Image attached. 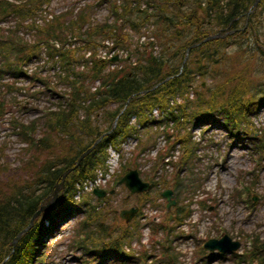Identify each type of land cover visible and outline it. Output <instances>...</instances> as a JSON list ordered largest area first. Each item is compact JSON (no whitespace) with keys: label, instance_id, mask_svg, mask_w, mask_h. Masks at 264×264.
<instances>
[{"label":"trees","instance_id":"1","mask_svg":"<svg viewBox=\"0 0 264 264\" xmlns=\"http://www.w3.org/2000/svg\"><path fill=\"white\" fill-rule=\"evenodd\" d=\"M44 1L25 0L16 4L0 0V20L11 14L20 19L27 17ZM132 1L124 0L120 11L116 4L112 5V22H90L88 15L92 7L88 6L70 25L89 22L83 41L85 47L94 49L106 36H115L117 42L124 43L128 37L126 26L137 31L144 24L151 23L160 47L158 54L153 55L151 50L137 51L135 64L126 59L121 68L113 70H107V60L95 59L92 66L71 81L73 89L67 100L64 99V105L58 104L56 110H45L43 116L27 124L12 121V133L27 144L21 151L25 150L28 156H22L16 167L22 176L11 174L9 177L7 165L0 166V264L48 263L45 255L48 238L58 231L61 223L82 213L86 215L72 239L78 249L93 255L92 259H84L82 264H103L111 259L119 264L132 263L133 255L127 254L122 246L127 238L134 236V231L123 222L109 229V225L98 221L97 215L101 211H97L88 200L74 201L75 183L92 177L95 168L104 163L107 145L122 140L131 132L128 122L132 115L141 120L143 127H150L155 121L147 116L149 110L155 106L165 107L175 94L186 93L197 75L206 85L199 84L195 99L176 106L178 112H169L167 119L174 122V132H165L168 147L159 155L154 169L179 143L182 151L175 165L180 170H193L200 159L195 152L197 146L191 129L202 125L206 129L220 125L236 139H244L242 135H245L253 141L252 150L260 154L259 159L264 157V127L260 137H255L250 128V117L264 106V0H258L256 5V0H151L154 2L152 11L140 10L131 5ZM64 15L37 29L34 43L23 41L12 31L1 33L0 77L7 73L20 77L21 66L38 55L40 42L62 39L70 29ZM217 34L219 36L204 41ZM49 53L53 54V50L50 49ZM62 55L64 60L75 58L71 51L62 52ZM94 80H99L100 85L91 90L90 82ZM5 109L6 101L1 96L0 119ZM80 110L83 118H80ZM115 122L114 130L104 136L66 177L57 201L22 232L34 213L51 199L65 170L73 167L78 157ZM159 122L166 123L164 119ZM144 142L140 145L144 146L147 143ZM5 146H0V154ZM129 167H136L135 162L123 167L114 185H118V180ZM27 173L28 176H24ZM195 178H200V174L197 173L192 181ZM148 180L152 187L161 183L162 188L171 187L175 192L185 185L178 172L171 181L166 178L155 181L153 177ZM254 187L253 181L244 185V189L235 188L234 194L240 196L248 192L247 201L253 207ZM157 197L159 194L151 196L150 192L136 195L126 192L125 201L133 199L132 205L140 209L144 203ZM86 205L87 209L84 208ZM171 213L172 220L165 219L154 225L152 235L160 229L165 232L154 246L159 247L168 264H178L171 235L190 216L191 210L188 205L178 202ZM132 224L136 228L137 222ZM20 232L22 234L13 245ZM250 237V249L242 254L233 253L235 264H264V239L258 234ZM196 255L205 264L215 257H225L224 253L213 255L206 252L203 247ZM153 256L144 251L135 260L146 261Z\"/></svg>","mask_w":264,"mask_h":264},{"label":"rangeland","instance_id":"2","mask_svg":"<svg viewBox=\"0 0 264 264\" xmlns=\"http://www.w3.org/2000/svg\"><path fill=\"white\" fill-rule=\"evenodd\" d=\"M10 1L20 4L25 0ZM84 3H87L86 8L88 6L92 7L88 15V19L91 22H95L94 19H96V17L107 12L106 7L104 10L98 7L100 4L99 0H47L44 2V14H42V16L49 19L51 23H54L58 16L66 14L63 16V19L67 25H70L71 21L78 20L80 7H82ZM39 16L40 14L33 18L35 19V23L40 25L45 24V21ZM31 18L32 17L29 16V18L23 22L24 24L28 23V28L25 32L21 31L19 34L27 41L33 43L36 38V29L29 30ZM15 19L16 18H11V26L18 30L19 27L15 26ZM69 27L71 32L77 35L78 40H84L83 33L87 28L86 24L78 22ZM137 32H145V29L140 27ZM130 36H132V38ZM130 36L123 41L134 44V36L132 34ZM39 47L42 51H49L53 47V43L52 41L47 45L39 43ZM99 54H101L100 51H97L94 57L96 58ZM74 56L78 57L79 54L75 53ZM58 64L61 66L64 65V62L59 60ZM114 67L115 66H111V68ZM76 69H78V64H71L70 69L64 74L67 75L68 78L58 82L46 80L48 77L45 78L41 69L40 82L31 80L25 90H18L10 84L5 86L0 83V98L1 96L5 98L7 111L4 118L0 120V146L6 144L0 154V163H6L8 169L7 174L10 175L9 177H11V174L20 175V169L16 168L20 163L19 157L28 156L25 150H19L25 142L21 141L19 135L12 133V124L10 120L16 118L27 121L36 116H43V110L47 109L50 101L54 104L64 105V99L66 98L67 100L73 89L71 81L75 80L77 77L75 72ZM206 81L209 80L206 78ZM90 83L91 90H96L100 81L94 80ZM199 84H202L203 87L206 85L204 82H201V79H197L194 82L195 90L199 89ZM187 92L189 93L190 90ZM83 117V111L80 110V118ZM91 118H93V116H91ZM205 129V125L200 126V129H194L197 137L200 134V138L198 139L199 142L194 141L197 146L195 151L196 155L200 158L199 162L193 167V171L196 173L190 172V170L183 172V176L186 178L185 185L183 188H180L179 194H174L175 200L179 199L181 202L184 201V203H188L190 197H193V189L191 188L192 178L196 177L197 173L200 174L201 177L195 178L194 182H198L200 185L202 184V186L197 190L194 199L198 201L204 200L208 207H203L198 202H194L191 206L192 216L189 223L178 228L179 231L183 230L185 233H188V236L192 237L185 243L181 242V244H175L176 247L178 245L179 248L186 251L185 253L183 252V257H179V260L185 262L183 264H199L196 260V253L194 252L203 244L201 240H204L208 235L210 237L219 238L222 234H228L232 239L239 240L242 243L241 250L249 247L250 235L258 234L264 239V157L258 161L260 155L251 150L253 145L252 140L231 137L221 126H213L206 134L204 133ZM144 133V139H147L148 134H150L152 138H156V134L149 129H145ZM262 133H256L255 135L260 137ZM242 137L246 136L242 135ZM175 171V168L171 170L172 173ZM163 174L165 173L162 172V175ZM25 175L28 176V173L24 174V176ZM251 181H254L255 184L252 196L256 200L254 201L255 205L253 207L247 201L248 192L240 196L234 194L235 188L241 187L243 184L250 183ZM119 191H121V189H119ZM156 193V191H152L151 196L156 195ZM121 195H123V193ZM165 205L166 201L162 200L158 201L156 207H153L157 210V215L160 219L172 215L170 212L166 213ZM120 206V203H109V205L101 208L102 211L97 215L98 221L109 225V229L115 225L119 226L123 221L119 218L118 214ZM87 207L88 205L84 208L87 209ZM41 209H46V206H43ZM84 215H86V213H84ZM81 216L82 215H78L76 218H71L68 221L66 220L59 225L60 230L51 240L50 244L47 245L49 248L47 247L45 249L48 263L43 262V264H82L84 259L93 258V255H87L84 250L78 249L72 239ZM143 229V224H138L136 230H134L137 234L126 239L129 241V243L126 244V249H129L130 252L135 251L136 254H133L134 257H137L144 251H147L151 255H155L153 256L155 259L152 258L154 259L152 261L149 258L146 264H168L165 260L166 256L161 253L158 246H154L155 242L162 238V233H159L160 230H158L156 235H152L151 237L150 233L148 238L147 231ZM141 231L144 234L142 239ZM138 235H140V237H138ZM246 235H249V238ZM103 264L118 263L108 260ZM141 264H144V261H142ZM179 264H182V262L179 261ZM208 264L213 263L209 261ZM218 264H233V261L231 258H225Z\"/></svg>","mask_w":264,"mask_h":264},{"label":"water","instance_id":"3","mask_svg":"<svg viewBox=\"0 0 264 264\" xmlns=\"http://www.w3.org/2000/svg\"><path fill=\"white\" fill-rule=\"evenodd\" d=\"M257 1H256V3H257ZM207 39H205V40H207ZM116 59H117V57L114 56L111 59V61H115ZM184 62L185 61H183V63ZM105 134H107V133H105ZM102 137H103V135L101 137H99L89 149H87L84 153H82V155H80V157L78 158L74 167L68 168L63 173V175L61 177V182L58 185H56V187H55L52 201L57 198L59 191L64 188V183H65V179H66L67 175L79 165L81 160L98 144V142L101 140ZM119 183L124 184L131 193L143 192L149 188V183L143 182L141 180V178L139 177L138 171L136 169L129 170L119 180ZM113 192H114V190L110 191V193H113ZM93 193L99 197H103L106 194V192L104 190L98 189V188L94 189ZM161 195L167 199V201H168L167 209L169 210L171 205L175 204V200L172 199L173 191L171 189H166L165 191L162 192ZM48 204H51V202H49ZM136 211H137V208H131L129 210H122L120 213V216L122 218H124L126 220V222H128L132 218V216L135 214ZM39 212L40 211H37L35 213V215L32 217V219L30 221L29 226L26 229H24L22 232H25L30 227V225L33 221V218L36 217L39 214ZM22 232L18 233V235L15 238L14 243L18 240V238L22 234ZM240 245H241V243L239 241H233L227 234H224L219 239L211 238V239L207 240L204 243V248H206L210 251L218 250L219 252L225 253V252H232V251L237 250L240 247Z\"/></svg>","mask_w":264,"mask_h":264},{"label":"bare ground","instance_id":"4","mask_svg":"<svg viewBox=\"0 0 264 264\" xmlns=\"http://www.w3.org/2000/svg\"><path fill=\"white\" fill-rule=\"evenodd\" d=\"M102 136V135H101ZM84 153V152H83ZM82 155V154H81Z\"/></svg>","mask_w":264,"mask_h":264}]
</instances>
